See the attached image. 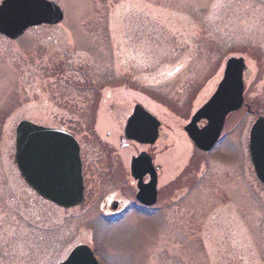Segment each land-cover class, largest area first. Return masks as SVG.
<instances>
[{
	"label": "rangeland",
	"instance_id": "rangeland-1",
	"mask_svg": "<svg viewBox=\"0 0 264 264\" xmlns=\"http://www.w3.org/2000/svg\"><path fill=\"white\" fill-rule=\"evenodd\" d=\"M51 1L64 10L61 23L16 40L0 35V264H54L80 243L102 264H264V185L248 153L250 128L264 115V0ZM241 56L253 111L230 114L221 141L202 152L184 127L226 59ZM136 103L163 122L151 151L164 169V222L98 220L92 178L65 235L48 231L47 242L34 243L28 237L41 229L17 197L32 193L14 159L18 123L79 134L94 176L104 145L124 156L144 148L119 143Z\"/></svg>",
	"mask_w": 264,
	"mask_h": 264
},
{
	"label": "water",
	"instance_id": "water-1",
	"mask_svg": "<svg viewBox=\"0 0 264 264\" xmlns=\"http://www.w3.org/2000/svg\"><path fill=\"white\" fill-rule=\"evenodd\" d=\"M63 18L64 10L50 0H2L0 34L15 40L31 27L56 25ZM245 69L243 57L229 58L215 93L185 126V131L199 149L209 151L222 132L226 116L242 107ZM203 119L207 124L200 128L198 123ZM158 125L156 118L138 105L127 121L126 134L138 142L153 143L158 137ZM248 147L256 175L264 184V116H260L252 125ZM144 155L142 153L133 160L135 177H138L137 164ZM15 162L26 182L44 198L65 207L77 206L84 200L80 149L71 134L24 119L16 127ZM147 163L154 168L149 155ZM150 173V201L142 197L145 187L141 182L138 184V198L145 203H152L156 199V175L152 171ZM60 264L99 262L88 245L80 244Z\"/></svg>",
	"mask_w": 264,
	"mask_h": 264
},
{
	"label": "flooded vegetation",
	"instance_id": "flooded-vegetation-1",
	"mask_svg": "<svg viewBox=\"0 0 264 264\" xmlns=\"http://www.w3.org/2000/svg\"><path fill=\"white\" fill-rule=\"evenodd\" d=\"M99 91V90H98ZM140 104V103H139ZM133 105V109L131 113L126 117L125 124L123 127V135H120L119 143H121L122 147H128L132 144H136L138 146L144 147L140 149L136 153H132L129 156L121 155V153L115 151L111 146L104 145L105 147L103 151L99 152L97 167L98 171L94 176L88 174L87 171V162L84 156V144L79 134L76 132H71L70 130H66L63 126L59 125H52L51 127L62 128L67 132L71 133L75 139L78 141L80 145V156H81V163H82V171L84 176V184H85V200L87 199L89 189L91 188V179L94 178L97 190V198L94 200L95 203V212L98 214V220L108 222V223H120L125 222L124 220L127 219V222H132V227H136L137 225L143 222H150V219L157 218L154 222H158L161 219L163 222L165 220V208L167 201L165 199H161L162 197V185L161 180L164 176V169L163 165L156 161V158L151 151V146L153 144H143L132 140L127 137L125 134V126L127 119L133 113L135 106ZM142 107L148 109L143 104H140ZM243 107H246L248 111H253L252 106L249 104H245ZM242 107V108H243ZM151 113H153L150 109H148ZM159 120L160 126L158 127L159 138L162 134V120L153 113ZM205 122L203 121L202 124ZM223 133V132H222ZM222 135L219 138L218 142L221 141ZM158 138V139H159ZM217 142V144H218ZM216 144V145H217ZM142 152H146L151 156L152 164L155 167L156 176H157V199L153 203H145L142 202L137 198V193L139 192L138 189V182L141 181L142 184H148L151 180L150 170L152 167L147 163V155L140 159L137 164L136 171L138 173V177L136 178L132 172V162L134 158H137ZM143 185V186H144ZM29 187V186H28ZM31 192L25 197L23 195L17 194L19 202L21 204H25V207L31 214V218L29 219V224H32L33 227H39L41 231L35 229L38 233L35 235H30V238L34 243L44 244L50 238V235L46 234L48 231H56L62 228L63 235H65V220L68 222L69 211L71 208L62 207L57 205L56 203L47 200L41 197L36 191L32 188ZM144 197H151V193L148 191V187L144 188ZM25 198V199H24ZM24 200V201H23ZM84 200V201H85ZM169 204H172L170 202ZM80 206V205H79ZM77 206V207H79ZM75 207V208H77ZM74 209V208H73ZM28 219V218H27ZM164 219V220H163ZM152 222V221H151ZM136 225V226H134ZM17 233H20L19 237H22L23 227L20 226ZM27 233H30V230H27ZM35 235V236H34ZM22 241H19L18 244H22ZM71 250L67 252V255L70 253ZM96 251V249H95ZM97 252V251H96ZM100 264L101 258L97 255ZM65 255L64 258L67 256ZM63 258V259H64ZM63 259H59L56 263L58 264Z\"/></svg>",
	"mask_w": 264,
	"mask_h": 264
}]
</instances>
